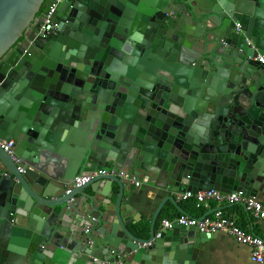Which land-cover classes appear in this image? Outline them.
I'll return each instance as SVG.
<instances>
[{"label": "water", "instance_id": "95a60500", "mask_svg": "<svg viewBox=\"0 0 264 264\" xmlns=\"http://www.w3.org/2000/svg\"><path fill=\"white\" fill-rule=\"evenodd\" d=\"M54 1L0 0V264H194L216 233L140 245L174 194L264 184V0H62L37 35Z\"/></svg>", "mask_w": 264, "mask_h": 264}, {"label": "built area", "instance_id": "2783aa9c", "mask_svg": "<svg viewBox=\"0 0 264 264\" xmlns=\"http://www.w3.org/2000/svg\"><path fill=\"white\" fill-rule=\"evenodd\" d=\"M61 1L62 0H55L52 5L49 6L48 11L40 17L38 27L36 29L37 35L42 37L49 36L52 29L57 26V24L52 21V14L55 7ZM236 28H240L239 24H236ZM255 60L264 65V55H258ZM14 145L15 142L13 140H0L1 148L9 154L14 153ZM89 179L90 177L86 176L76 177L73 181V187H78L86 183ZM139 185V181L134 182L135 187H138ZM178 196L184 201L194 199L196 207H207L210 201L221 205L241 204L253 218L264 222V203H261L254 197H245L242 192L223 193L214 189H208L201 190L196 193L187 191L184 194H179ZM178 226L195 227L198 231L208 235L221 232L225 233L237 245L249 248V259L252 263H264V239L258 235L245 231L237 224L234 218L225 215L222 209H216L210 216H207L204 219H200V217L197 218L193 216L180 215L173 219L163 220L159 229L155 231L154 238L141 244L140 247H150L154 239L160 238L161 233L164 230L172 229Z\"/></svg>", "mask_w": 264, "mask_h": 264}, {"label": "crops", "instance_id": "0c3cea01", "mask_svg": "<svg viewBox=\"0 0 264 264\" xmlns=\"http://www.w3.org/2000/svg\"><path fill=\"white\" fill-rule=\"evenodd\" d=\"M139 182L140 185L138 187H131L128 201L133 209L135 221H137L134 226L138 228L137 234L139 237L147 239L152 216L162 199L169 194L151 185H144L141 181ZM178 195L174 194V198L177 200L176 205L167 201L163 206L157 218L159 220L157 230L163 220H169L170 217L175 218V215L180 213L176 207L182 209L179 206V202L184 200L180 199ZM254 198L264 203V184L259 188ZM202 208L204 214L216 209H222L225 215L234 218L237 224L245 231L264 239V222L253 218L243 205H221L210 201L207 207L203 206ZM144 226H147V237L142 232ZM249 254L248 247L237 245L227 234L221 232L214 234L200 246V249L194 254V264H254L250 261Z\"/></svg>", "mask_w": 264, "mask_h": 264}, {"label": "trees", "instance_id": "16d2710c", "mask_svg": "<svg viewBox=\"0 0 264 264\" xmlns=\"http://www.w3.org/2000/svg\"><path fill=\"white\" fill-rule=\"evenodd\" d=\"M179 206L186 212L187 216H193V217L199 218L204 214L202 207H196V203L194 199H190L187 201H180ZM180 215H181L180 213H177L175 217H178ZM172 218L173 217H170L169 219H172ZM158 223H159V220H157V223L155 225V230H157L158 228ZM142 232H143V235L147 237V226L143 227Z\"/></svg>", "mask_w": 264, "mask_h": 264}]
</instances>
